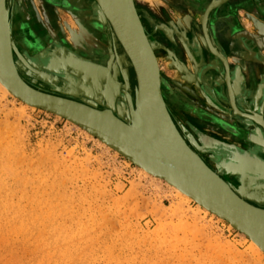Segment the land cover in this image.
Here are the masks:
<instances>
[{"label":"rangeland","instance_id":"rangeland-1","mask_svg":"<svg viewBox=\"0 0 264 264\" xmlns=\"http://www.w3.org/2000/svg\"><path fill=\"white\" fill-rule=\"evenodd\" d=\"M16 1L11 0V12L15 8L18 18L12 39L22 60L17 54L14 60L24 80L38 89H50L47 84L63 78L48 71L45 57L33 51L35 45L47 46L52 40L63 47L55 49L56 54L75 50L91 64L109 69V59L103 57L109 52V38H100L101 24L96 32L99 47L89 45L82 35L89 29L88 22L85 15L78 14L75 0L71 7L52 4L56 0L51 4L47 0ZM144 1L154 10L137 9L152 27L145 26L146 33L157 53L161 86L173 95L171 100L176 99L175 115L199 144L200 139L208 142L198 146L203 160H214L215 165L209 163L213 169L218 172L219 168L223 178L237 188L232 172L218 167L217 162L224 163V159H218L214 148L224 143L244 146L241 136L222 129L224 123L234 125L235 120L244 119L232 111L228 98H219L218 59L194 49L196 42L199 50L207 48L203 38L201 41L197 35L195 43L183 42L184 49L178 39L181 27L198 21L199 14L192 8L196 4L189 0ZM91 3L83 1L86 9ZM98 13L102 22L109 23ZM92 18L98 20L97 12ZM31 26H37L38 37L31 35ZM109 35L118 49V41ZM97 71L92 75L96 82L101 78L100 69ZM129 75L133 94L131 69ZM68 91L67 95L80 100ZM247 146L244 155L250 160L256 151ZM260 152L258 160L264 159ZM0 173V264H264V257L250 247L251 240L226 220L194 200H184L166 181L143 172L85 129L24 103L1 85ZM252 186H264V182ZM52 215L56 220L51 221Z\"/></svg>","mask_w":264,"mask_h":264},{"label":"water","instance_id":"water-1","mask_svg":"<svg viewBox=\"0 0 264 264\" xmlns=\"http://www.w3.org/2000/svg\"><path fill=\"white\" fill-rule=\"evenodd\" d=\"M97 1L106 11L111 23V27H109V23L102 22L103 19L99 18L100 15L96 10L98 23L102 24V26L100 25L101 28L98 29L108 34L110 30L112 37L114 36L116 41L123 44V48L127 51L131 60V62L128 61L123 71L125 74L124 84H121L116 77H111L104 67L91 64L75 54V50H73L74 52L71 50L61 51L60 54H56L55 49L62 50L63 47L57 40H52V43L47 46H43L42 43L41 45H35L33 51L36 56L45 57L49 64L46 66L48 71L63 75V78L59 80L63 83L62 86L69 90L68 92L71 95L79 97L80 100L67 99L30 86L23 80L21 73L19 74L15 66L17 64L13 53L17 54L21 60L22 56L14 45V52L11 48L10 24L8 21L3 32V35L5 34L3 44H0V79L16 94L13 95L24 103L57 114L74 124L77 123L79 127L105 142L134 164L139 167L144 164L155 170L158 177L166 181L170 180L194 195L197 201L200 200L203 203L201 204L203 207H209V211L226 220L238 231L242 233L245 231L248 234H246L247 236H252L264 247V199L262 202H256L252 198L256 193V187H263L264 189V186L254 187L250 185L246 187L241 180V176L251 175L257 177L256 182H264V159L258 160L259 157L249 156L250 160H239L227 165L224 163L222 165V160L219 161V165H222L224 171L226 170L227 173L232 172L230 173L238 183L237 188L230 187L221 181L203 161L198 169L204 171L205 174L199 172L198 169L190 168L187 161L190 160L195 165L196 160L167 112L160 92L161 80L157 63L151 45L137 18L132 0H121V3H118L117 0ZM189 2L191 5L196 4L192 8L198 12L199 17L198 21L192 25L193 28L190 25L181 27V36H178L180 45L183 47V42L193 43L197 40V35H200L198 39L201 41L203 38L207 48L203 47L199 50L198 42H194L196 45L194 49L204 50L207 55H213L218 59L219 67L216 70L221 81L219 98L221 100L228 98V105L232 111L238 115L246 116L238 109V106L259 101L264 104V54L262 53L264 50V26L261 22L252 18L250 19L251 23L253 28L258 30V34L250 33V31L237 24V21H239L237 12L247 6L255 7L259 17L264 20V7L257 4V0H189ZM2 4L3 1L0 0V8L3 6ZM64 5L60 6L66 8ZM92 6L90 7L91 12L96 14L95 8ZM228 19L232 23L227 22ZM86 47V44H84V48ZM243 61L256 63L262 67L263 76L259 85L251 88L250 84L246 82L243 74ZM96 68L100 69L101 73V78H98L97 82L92 76ZM129 69L132 70L133 80L135 81L132 89L133 94L130 92ZM71 76L75 78V83L72 81ZM77 82L80 83L81 89L79 92L75 91L73 85H76ZM112 90L114 91L113 95H111ZM114 96H119L122 100L126 99L129 117L119 115L115 107ZM149 100L153 101L158 111L159 120H135V117H140L141 113L149 109ZM99 105L103 109H98L97 106ZM117 116L122 120H118ZM106 117L110 118L111 123L120 127L122 131L132 132V138L137 137L143 140L145 135L149 137H146V141L154 142L155 139L164 145L168 142L169 135H173L178 147L168 149L164 145V152L160 154L161 159L169 161L166 165L172 167V173L178 175V179L197 185V187L195 186L196 189L207 191L202 184L213 186L234 205L243 209L250 218V223L248 224L245 219L235 216L234 213H228L225 209L208 202L207 199L198 195L199 193L194 188L185 185L186 183L181 182V180H176L170 174L171 172L166 171L167 169L162 165L149 164L137 153L127 149L121 142L120 144L115 136L109 134V120H103ZM235 121V126L228 122L222 125V129L241 136L244 146L233 147L222 143L223 146L236 152V154L242 153L243 156L247 152V144H249L252 149L254 148L253 150H260V153L264 155V120L261 118L256 119L254 116L249 120ZM196 133L198 137H201V133ZM185 158H188V160ZM232 166L237 169L232 171L230 169ZM241 190L244 192H240Z\"/></svg>","mask_w":264,"mask_h":264},{"label":"bare ground","instance_id":"bare-ground-1","mask_svg":"<svg viewBox=\"0 0 264 264\" xmlns=\"http://www.w3.org/2000/svg\"><path fill=\"white\" fill-rule=\"evenodd\" d=\"M3 1V6H1V8H0V44L2 45L3 44V41H4V35H3V32H4V29H5V25H6V22L8 21V23L11 25V23H12V28L14 29V32H13V35L12 36H14V34H15V31H17V25H18V18H17V13H16V11H15V8L13 9V12H11V3H10V5L8 4V2L6 1V0H2ZM47 1H50V4H51V0H47ZM57 2L55 3L54 1H52L53 3L52 4H58V2H60V3H62V4H65L66 6H69V7H71V6H73V5H71L70 3H71V1H73V0H56ZM83 1H84V3L86 2V0H75L74 2H75V5H76V7L75 8H77L78 10H80L79 12H78V14L79 15H81L82 17H83V15H85L86 17V19L87 20H85V21H87L88 22V25H87V28H89V29H85L86 31H84L83 33H82V35H83V37L89 42V45H91L92 47L93 46H95V47H99V45H98V41L100 40V38L102 37V38H109V34H111L110 32H109V34L108 33H103V35L102 36H100V38H99V36H97L96 34L98 33L97 32V29L100 27V22L98 23V20L96 19V22L95 21H93L94 19L92 18V12H91V8H89V7H87V9H86V7H85V5L83 4ZM118 1V3H121V0H117ZM149 1V0H148ZM16 0H15V4H16ZM68 4V5H67ZM89 5V4H88ZM92 5L94 6V8H95V11L96 10H98L100 13H102V15H101V17L102 18H106L107 19V21L109 22V27H111V23H110V21H109V18H108V15H107V13H106V11L104 10V8L101 6V4L97 1V0H92ZM91 5V6H92ZM132 5L134 6V9H135V12H136V15H137V18L139 19V22H140V24H141V26H142V28H143V31H144V34H145V36H146V38H147V40L149 41V43H150V45H151V42H150V39H149V37L147 36V33H146V28H145V26H147V27H150V28H152L151 27V25H150V22L148 21V18L147 17H145V25L141 22V18H140V15H139V12H138V9H137V6L140 8V6H144V7H148V8H150L151 10H154L152 7H149V4H148V2L147 1H144V0H138V2H136V4H135V1L134 0H132ZM16 6V5H15ZM92 6V7H93ZM21 12V11H20ZM97 12V11H96ZM154 12V11H153ZM148 14V13H147ZM91 15V16H90ZM24 16V15H23ZM28 17V16H27ZM142 17V16H141ZM92 18V19H91ZM95 18H97V17H95ZM143 18H144V16H143ZM186 18V17H185ZM25 19H27V18H25ZM28 21V20H27ZM93 21V22H92ZM95 22V23H94ZM107 23V22H106ZM99 25V26H98ZM10 27V37H11V34H12V28ZM34 27V28H33ZM84 27V26H83ZM31 35L32 36H35V37H38V36H36V35H38V34H41V33H38L36 30L38 29L37 28V26L35 27V26H31ZM91 28V29H90ZM111 29V28H110ZM95 30V32H93ZM110 31V30H109ZM82 32V31H81ZM97 32V33H96ZM27 35V34H26ZM16 36V35H15ZM28 36V35H27ZM98 37V38H97ZM16 38H17V36H16ZM113 38H114V36H113ZM11 39V48L13 49V40H12V38H10ZM36 39H39V38H36ZM114 40H115V38H114ZM39 41V40H38ZM107 41V40H106ZM116 41V40H115ZM110 42V41H109ZM113 42V41H112ZM111 42V43H112ZM103 43V42H102ZM119 43V42H118ZM25 44H26V42H23L22 43V46L25 48ZM87 44V43H86ZM101 44V43H100ZM119 45L120 46H117L116 45V47H118V49H119V51H120V56L118 55V52L115 54L116 56H115V61L114 60H110L109 61V69H107V68H105V69H107L108 70V73H109V75L111 76V77H116L117 78V80L121 83V84H124V78H125V74L123 73V71L125 70V66L127 65V63H128V61L129 62H131V60H130V58H129V54L127 53V51H125L124 50V48H123V44H121V43H119ZM186 46V45H185ZM183 48V47H182ZM151 49H152V52H153V56H154V58H155V62L157 63V68H158V71H159V65H158V59H157V53L155 52V50H154V48H153V46L151 45ZM184 49V48H183ZM114 50V49H113ZM13 52H14V49H13ZM187 54V53H186ZM13 57H15V54L13 53ZM36 57V56H35ZM42 57V56H41ZM37 59V58H36ZM100 59H101V57H100ZM106 59V58H105ZM102 60V59H101ZM90 63V62H89ZM42 65V64H41ZM44 65V64H43ZM16 66V68H17V65H15ZM97 69L98 68H96V70H94L95 72H96V74L98 73V71H97ZM99 70V69H98ZM17 71H18V69H17ZM19 72V71H18ZM159 73H160V71H159ZM19 74H20V72H19ZM22 77V76H21ZM23 78V77H22ZM71 79H72V81L75 83V78H73L72 76H71ZM24 80V79H23ZM160 80H161V78H160ZM25 81V80H24ZM96 81V80H95ZM26 82V81H25ZM161 82H162V80H161ZM0 85L2 86V87H4L5 89H6V91H9L10 93H12V94H14V95H16L14 92H13V90L5 83V82H3L1 79H0ZM74 86H75V89H76V87H77V89L80 87L79 85H80V83L79 82H77L76 83V85L75 84H73ZM76 89V90H77ZM112 92V91H111ZM160 92H161V96H162V99H163V102H164V104H165V107H166V109H167V105H166V95L164 96V94H163V88H162V86H161V83H160ZM111 95H113V92H112V94ZM125 99V98H124ZM114 100H115V107H116V109H117V111H118V113H119V115L120 116H128L129 117V109H128V107H127V102H126V99L125 100H122V98H120L119 96H114ZM148 106H149V109H147L144 113H141V115H140V117H138V118H136L135 117V120H159V117H158V111H157V109L155 108V105H154V103H153V101H148ZM239 109V108H238ZM241 110V109H240ZM242 111V110H241ZM167 112H168V109H167ZM243 112V111H242ZM168 114H169V112H168ZM169 116H170V114H169ZM118 117V116H117ZM244 117H246V118H248V119H252V115H246V116H244ZM119 118V117H118ZM170 118H171V116H170ZM97 120V119H96ZM103 120H109V127H108V131H109V134H112L113 136H115V138L118 140V142L120 143H122L125 147H127V149H130L131 151H133V152H135V153H137L145 162H147V163H149V164H153V165H155V166H160V165H162L164 168H166L167 170L166 171H168L170 174H172L175 178H176V180H181V182H184V183H186L185 185H187V186H189V187H192V188H194V190L196 191V192H198L199 194L198 195H201V197L202 198H204V199H207L208 200V202H210V203H212V204H214V205H217V207H220V208H223V209H225L228 213H234L235 214V216H238L239 218H242V219H245L246 220V222H248V224L250 223V218L247 216V214L243 211V209H241L240 207H237L236 205H234L226 196H224V194H222L219 190H217L216 188H214L213 186H211V185H208V184H202L205 188H206V190L207 191H205V190H200V189H196L195 188V186L197 187V185H194L193 183H187V182H185L184 180H182V179H178V175L176 176V175H174L173 173H172V167H170V166H168V165H166V164H168L169 163V161L168 160H164V159H161L162 157H161V153H163L164 152V150L163 149H165V146L168 148V149H170V148H177L178 146H177V143H176V141L174 140V137H173V135H169V138L167 139L168 140V142H166V144H162V143H160V141L158 140V141H156L155 139H154V142H150V141H146L145 139H146V137L147 136H145L144 135V139L143 140H141V139H138L137 137H135V138H132L131 137V135H132V132H125V131H122V129H120V127H117L116 125H114V124H112L111 123V119L110 118H108V117H106L105 119H103ZM118 120H122V119H118ZM171 120H172V118H171ZM172 122L175 124V122L172 120ZM177 123L178 124H180L179 123V120L177 121ZM75 125H78L77 123H75ZM182 125V124H181ZM140 126H141V124H140ZM175 126H176V128L178 129V127H177V124H175ZM142 127V126H141ZM141 127H139V128H141ZM182 127V129H183V133H180L181 134V136L183 137V139L186 141V140H188V142L190 143V144H188V142H187V145L189 146V148L191 149V151H192V154H193V157H194V159L196 160V166L195 165H193L192 163H191V161L190 160H188V158H185L186 160H188L187 162V164H188V166L190 167V168H194V169H198V168H200V165H202V161L216 174V176L219 178V179H221V181H223L225 184H227V185H229L230 187H232V185L231 184H229V182L228 181H226L224 178H223V175H221L220 174V169L218 168V172L216 171V170H214L213 169V165L212 164H214L215 165V162H214V160H211L209 163L212 165H210L208 162H206L205 160H203V158L201 157V155H200V152H199V148H198V146L201 144L202 145V147H203V145H206V144H208V142H206V140H203V139H200L201 141H200V144L198 143V139H196L195 137H191V132L189 131V129L187 130V129H184V127L183 126H181ZM179 131V130H178ZM190 133V134H189ZM184 134V135H183ZM133 135H134V132H133ZM186 135V136H185ZM186 137V138H185ZM147 138H149V137H147ZM103 142V141H102ZM105 143V142H104ZM120 143V144H121ZM260 143H262L261 141H260ZM171 146V147H170ZM220 146V147H219ZM219 146H217V149L216 148H214V150L216 151L215 153L217 154V156H218V159L220 160L221 158H223L224 159V164L225 163H227V162H229V161H227V159L229 158V160L230 161H232L231 163H233V162H235V161H245L246 160V156L244 155V157H245V159L243 158V156L241 155V154H236V152H233L232 150H228L229 148H226V147H224V146H222V145H219ZM110 147V146H109ZM221 157V158H220ZM226 160V161H225ZM253 161V160H252ZM255 161V160H254ZM256 163V162H255ZM217 164H219L218 162H217ZM223 164V162H222V165H224ZM228 164V163H227ZM226 164V165H227ZM253 165H254V163H252ZM221 165H218V167H220ZM215 167V166H214ZM140 169L143 171V172H145V173H147L148 175H150L151 177H153V178H157V179H163V178H160V177H158L157 176V174H155V170H153V169H151V168H149V167H147V166H145L144 164H142V166L140 167ZM202 169V168H201ZM4 170V169H3ZM6 171V170H5ZM198 171L199 172H202L203 174H205L204 173V171H201V170H199L198 169ZM1 174V173H0ZM211 178V177H210ZM256 178L257 177H254V176H251V175H246V176H241V180L244 182V184H245V186L246 187H248V186H252L253 184H254V182H256ZM164 181H166L165 179H163ZM1 181V180H0ZM170 180H168V181H166L167 182V184L173 189V190H175L176 191V194H178L181 198H183L184 200H189V199H191V200H194L199 206H201V207H203V205H201V204H203L202 202H200V200H198L197 201V198L194 196V195H192V194H190L189 192H187V191H185L184 189H182L181 187H179V186H177V184H175L174 182H172V181H170ZM250 182V183H249ZM219 183H221V182H219ZM193 185V186H192ZM261 187V186H260ZM233 189V188H232ZM200 191V192H199ZM256 193H255V195H253L252 196V198H254L255 200H256V202H262V200L264 199V189H263V187H261V188H256ZM240 192H244V191H240ZM256 206V205H255ZM38 207H40V206H38ZM207 207V206H206ZM203 207L206 211H209V207ZM258 207V206H257ZM209 208V209H208ZM260 208V207H259ZM52 209H55V208H52ZM59 209V208H58ZM52 211V210H51ZM65 211V210H64ZM55 212H59V210L57 211H55ZM211 212V211H210ZM17 213H19V211L17 212ZM213 213V212H212ZM22 214V213H21ZM49 214H50V212H49ZM59 214V213H58ZM62 214V213H61ZM213 214H215V213H213ZM19 215V214H18ZM46 215V214H45ZM34 216H36V215H34ZM38 216V215H37ZM47 216V215H46ZM51 216V215H50ZM54 215H52V218L50 217V219H51V221H52V219L55 217H53ZM218 216V215H217ZM42 218H43V220H44V217L42 216ZM47 218H49L48 216H47ZM47 218H45L46 219V223H47ZM58 218V217H57ZM22 219V218H21ZM33 219H35V217L33 218ZM55 219V218H54ZM30 220H32V219H30ZM38 220H41V219H39L38 218ZM56 220V219H55ZM22 221V220H21ZM20 221V222H21ZM24 223V222H23ZM43 223V222H42ZM94 224V223H93ZM53 225V224H52ZM55 225H56V223H55ZM231 225V224H230ZM54 227V226H53ZM242 233V232H241ZM245 233V234H244ZM244 235L245 236H247L248 234L244 231ZM247 234V235H246ZM250 240H251V248H252V250H253V252L257 255L258 254V256L260 255V256H262V257H264V247L257 241V240H255V238H253L252 236H247ZM263 260H264V258H263ZM262 264V263H261Z\"/></svg>","mask_w":264,"mask_h":264},{"label":"flooded vegetation","instance_id":"flooded-vegetation-1","mask_svg":"<svg viewBox=\"0 0 264 264\" xmlns=\"http://www.w3.org/2000/svg\"><path fill=\"white\" fill-rule=\"evenodd\" d=\"M8 2V4L10 5L11 3V0H6ZM139 10V8H138ZM141 11H139L140 13ZM142 14V13H141ZM143 15V14H142ZM144 16V15H143ZM141 22L145 25V21H144V18L142 17L141 18ZM12 26V23L10 25V27ZM147 27V26H146ZM12 28V27H11ZM148 29V27H147ZM146 30V29H145ZM13 32H14V29L12 28V34H11V38H12V35H13ZM13 40V39H12ZM109 52H107L106 54H104L103 57H108V59L110 60H114L115 61V54L116 52H118L119 50L118 49H115L114 47V44L111 40V38L109 37ZM112 42V43H111ZM114 49V50H113ZM109 60V61H110ZM35 79V78H33ZM37 80V79H35ZM51 80V79H50ZM50 80L48 82H50ZM26 81V80H25ZM27 84H29L30 86L34 87V88H37L36 86L32 85L30 82L26 81ZM42 84H46V83H43ZM49 86L50 89H39V90H42V91H45L47 93H50V94H53V95H57V96H61V97H64V98H67V99H74L73 97L69 96L66 94V90L67 89H63L64 87L62 86V83L61 82H51L50 84H47ZM63 87V88H62ZM38 89V88H37ZM166 86L163 85V94L164 96L166 95L165 98H167L166 100V105H167V109H168V112L172 118V120L175 122V124L177 123V121L179 120L178 117H176L175 115V111L177 110L178 106H177V102H176V99L175 101L171 100V97H173L172 94H169L168 91L166 92ZM74 100H77V99H74ZM168 101H171L173 105H171L170 103H168ZM239 110L244 113L245 115H252V117L255 116V118L259 119H263L264 120V104L259 101V102H255V103H249V104H241L240 106H238ZM236 114V113H235ZM241 119H244V120H249L248 118L242 116V115H238ZM181 125V123H180ZM182 126V125H181ZM186 136V135H185ZM253 157H259L260 155L257 153H253L252 154Z\"/></svg>","mask_w":264,"mask_h":264},{"label":"crops","instance_id":"crops-1","mask_svg":"<svg viewBox=\"0 0 264 264\" xmlns=\"http://www.w3.org/2000/svg\"><path fill=\"white\" fill-rule=\"evenodd\" d=\"M257 4L262 5L264 7V0H257ZM237 17L239 21L237 24L243 27L245 30L250 31V33L258 34V30L253 28L252 21L250 19H254L255 21H259L264 26V20L259 17L258 12L256 11L255 7L247 6L245 9H240L237 12ZM227 22L232 23L230 19ZM264 54V50L262 51ZM243 74L246 79V82L250 84V87L253 88L260 84V79L262 78V67L258 64H253L252 62H245L243 61Z\"/></svg>","mask_w":264,"mask_h":264}]
</instances>
